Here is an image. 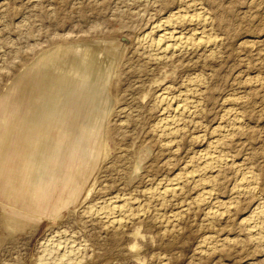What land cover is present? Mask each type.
Instances as JSON below:
<instances>
[{"label": "rangeland", "instance_id": "1", "mask_svg": "<svg viewBox=\"0 0 264 264\" xmlns=\"http://www.w3.org/2000/svg\"><path fill=\"white\" fill-rule=\"evenodd\" d=\"M188 1L0 0V119L24 101L28 86L26 99L42 103V112L56 117L57 131L73 136L72 149L52 161L58 163L57 176L64 185L48 178L43 187L31 189L35 195L19 201L21 184L4 198L0 181V264H37L39 256L57 262L54 258L61 253L82 258L79 264H264V238L260 243L252 238L246 225L251 211L264 205V0H192V10L209 18L202 29L215 37V45L160 60L150 57L143 41L150 26ZM186 26L177 30L188 35L195 29ZM109 43L115 51L98 53L99 68L83 70L81 47ZM195 75L201 82L189 94L192 114L181 121V133L170 148L165 147L153 131L165 106L160 95L186 92ZM227 111L232 112L228 117ZM234 114L240 130L220 145L229 161L212 175L206 173L211 176L206 186L211 199L196 208L200 187L191 182L180 196L162 204L145 195L177 171L195 169L200 152ZM65 120L66 130L61 126ZM20 143L29 154L33 145ZM246 171L256 177V195L237 192ZM125 197L150 208L113 239L91 210ZM185 208L175 237L163 236L158 217ZM207 209L225 211L211 227L206 225ZM3 210L14 231L8 229ZM136 229L141 234L137 237ZM135 241L137 256L129 249Z\"/></svg>", "mask_w": 264, "mask_h": 264}, {"label": "bare ground", "instance_id": "2", "mask_svg": "<svg viewBox=\"0 0 264 264\" xmlns=\"http://www.w3.org/2000/svg\"><path fill=\"white\" fill-rule=\"evenodd\" d=\"M195 1V0H194ZM201 1V0H200ZM167 2V1H166ZM185 2V1H183ZM192 0H189L186 2L185 8L180 9L174 12H170V14H167L165 18L162 20H159L158 22H152L153 24L150 26V30L148 33H146L143 37L144 43H146V46L148 48L149 56L153 57L155 59H159L160 57H165L169 54H172L175 52H180L184 51L187 49H198V48H209L211 49L215 43L216 39L213 37L211 34L207 33L204 28V26L207 24L209 18H207V15L205 13L198 11V10H192ZM199 3V2H198ZM168 4V3H167ZM197 5V4H196ZM170 11V10H169ZM209 11V10H208ZM208 13V12H207ZM222 13V12H221ZM209 15V14H208ZM212 17V16H211ZM221 18V17H220ZM213 20V19H212ZM221 20V19H220ZM178 25H187V26H193L192 32L188 35H185L177 30ZM186 26V27H187ZM180 28V27H179ZM183 28V27H182ZM190 28V27H189ZM188 28V29H189ZM191 30V29H190ZM211 30V29H210ZM208 31V30H207ZM187 32V31H185ZM190 32V31H189ZM215 36V35H214ZM98 45V44H97ZM82 46L81 51V63H82V69L90 72V69L97 70L98 67V62L100 61L97 60V55L100 52L111 54L115 51V44L114 43H109L107 46H102L99 44L98 46ZM146 52V51H145ZM208 52H210L208 50ZM142 53V52H141ZM209 54V53H208ZM173 55V54H172ZM216 55V54H215ZM100 57V55H99ZM170 57V56H169ZM173 57V56H172ZM214 57V56H212ZM166 58V57H165ZM164 58V59H165ZM100 59V58H99ZM102 59H104L102 55ZM138 59V58H137ZM162 59V58H161ZM101 60V59H100ZM107 60V59H105ZM98 61V62H97ZM101 62H104L103 60ZM158 62V61H157ZM110 63H112L110 61ZM105 64V63H104ZM111 65V64H109ZM101 66V64H100ZM147 67V66H146ZM102 68V67H101ZM104 68V67H103ZM136 70V69H135ZM202 70V69H201ZM200 70V71H201ZM92 73V72H90ZM201 75V74H200ZM196 76V75H195ZM205 77V76H204ZM192 78V77H191ZM190 78V81L188 82V89L183 92H181L178 96L175 97H169L166 98L163 95H160V101L165 105L164 109L159 111V120L157 126H155V133L162 138L163 140V146L169 147L171 144H173V140L177 135L179 136V133H181V121L185 118V116L191 111V108L193 109L194 107V101L189 100V94L194 91V89L197 88L199 82H201V78L196 76L193 77L192 79ZM258 78V77H257ZM210 79V78H209ZM254 80V79H253ZM259 81V80H258ZM185 82V81H184ZM169 86V85H168ZM172 87V86H171ZM205 87V86H204ZM168 89V88H167ZM173 90V89H172ZM162 93V92H161ZM203 93V92H202ZM157 96V95H156ZM159 96V94H158ZM192 96V95H191ZM202 98V97H200ZM242 98V97H241ZM192 99V98H190ZM231 99V98H230ZM196 100V99H195ZM233 100V99H232ZM242 100V99H241ZM240 100V101H241ZM158 101V100H157ZM243 101V100H242ZM200 102V101H199ZM198 102V103H199ZM233 102V101H232ZM236 102V101H235ZM156 104V102H155ZM160 104V103H159ZM158 104H156L157 106ZM196 105V104H195ZM237 105V104H236ZM155 106V107H156ZM160 106V105H159ZM153 107V106H152ZM161 107V106H160ZM163 108V107H162ZM149 109V107H148ZM156 109V108H155ZM229 110V109H226ZM37 111V110H36ZM39 111V110H38ZM195 111V109H194ZM202 111V110H201ZM234 112V111H233ZM145 113V112H144ZM148 113V112H147ZM191 113V112H190ZM192 114V113H191ZM231 115L232 112L230 113L229 111L226 112L225 115L227 117ZM240 114V113H238ZM237 114V115H238ZM237 115L231 116L232 119L228 118V122L225 121L226 125L219 127L217 130L216 138L215 140L208 145V147L200 152V158L199 162L196 166L195 169L189 168V170H184L182 172L175 173L172 175L171 178H166L162 183H160L158 186L146 189L144 191L145 195L149 197L150 199L153 198L157 200V202H160L162 204L165 201H168L169 199L173 198L175 195L180 196V192L185 186L186 183H195L197 186L200 188V192L197 195V197L194 199L196 202L195 207L199 209L198 205L201 203H205L208 201L210 198L211 193L209 190H207L206 186L207 183L211 182V176L215 170L221 169L224 165L227 164L229 161L226 156L221 152L220 150V145L223 144V142L226 140V138L232 134L234 131L240 130V120ZM188 116V115H187ZM192 116V115H191ZM200 116V115H199ZM226 117V116H225ZM189 116L187 117V119ZM158 119V118H157ZM193 119V117H192ZM226 119V118H225ZM185 121V120H184ZM120 122V121H119ZM186 123V122H185ZM197 123V122H196ZM155 124V125H156ZM184 124V123H183ZM119 125V124H118ZM185 125V124H184ZM120 126V125H119ZM118 127V126H117ZM121 127V126H120ZM217 127V126H216ZM244 127V126H243ZM184 128V127H183ZM203 130V129H202ZM94 131V130H93ZM93 131L91 132V135L94 136ZM207 131V130H206ZM22 132V131H21ZM213 133V132H212ZM187 134V133H186ZM186 134L184 136H186ZM191 134V133H190ZM215 134V132H214ZM156 135V136H157ZM183 135V134H182ZM188 135V134H187ZM205 135V134H204ZM119 136V135H118ZM154 135H152L153 137ZM196 136V135H195ZM201 136V135H200ZM181 137V136H180ZM193 137V136H192ZM161 138L159 140H161ZM182 138V137H181ZM197 138V137H196ZM230 138V136H229ZM184 139V138H183ZM158 140V139H157ZM176 140V139H175ZM192 140V139H191ZM190 140V141H191ZM179 141V140H178ZM196 141V140H195ZM201 141V140H200ZM229 141V140H226ZM161 142V141H160ZM208 142V141H207ZM177 143V142H176ZM19 144V143H18ZM161 144V143H160ZM120 146V145H119ZM223 146V145H222ZM23 146L20 143V147L13 150V153H9L10 156H8V160L12 161L15 153H16V161L20 162L18 163L19 166L17 167L18 169L15 172L13 180H16L21 177L20 173L23 171L25 168L24 167V160H27L29 158V154L25 152V149L22 148ZM15 148V147H14ZM224 148V146L222 147ZM96 149V143L94 145V149ZM227 149V148H226ZM225 149V150H226ZM24 150V152H23ZM92 150V151H93ZM159 150V149H158ZM174 151V150H173ZM168 152V151H167ZM170 152V151H169ZM196 152V151H195ZM197 154V153H196ZM199 154V153H198ZM226 154V153H225ZM158 155V153H157ZM161 155V154H160ZM165 155V154H164ZM163 155V156H164ZM169 155V154H168ZM235 155V154H234ZM173 156V155H172ZM95 155L92 153V160L94 159ZM124 157V155H123ZM192 157V156H191ZM194 157V156H193ZM197 157V156H196ZM195 158V157H194ZM232 158V157H231ZM159 159V158H158ZM168 159V158H167ZM175 159V158H174ZM193 159V158H192ZM198 159V158H197ZM7 160V161H8ZM91 160V165L92 167V161ZM171 160V158H170ZM189 161V160H188ZM120 162V161H119ZM170 162V161H169ZM169 162L167 164H169ZM174 162V161H173ZM177 162V161H175ZM27 163V162H26ZM29 163V162H28ZM164 163V162H163ZM38 164V163H37ZM166 164V163H164ZM170 165V164H169ZM17 166V165H15ZM164 166V165H163ZM235 167V166H234ZM184 168V167H183ZM181 169V168H180ZM11 170V169H10ZM13 170V169H12ZM120 170V169H119ZM250 170V169H249ZM244 171V170H243ZM211 173L209 176L206 173ZM217 172V171H216ZM225 172V171H224ZM172 173V172H171ZM208 173V174H209ZM240 173V172H238ZM237 174V173H236ZM242 178L239 182L240 188H238L237 192H240L241 194H246L248 196L250 195H256L258 193V187L256 186V177L253 176L250 172L246 171L241 173ZM238 175V174H237ZM256 175V174H255ZM164 176V175H163ZM257 176V175H256ZM213 178V177H212ZM98 179V178H97ZM261 179V178H260ZM214 180V179H212ZM218 180V179H217ZM73 181V179H72ZM214 182V181H213ZM216 182V181H215ZM190 183V184H191ZM73 182H71L72 186ZM108 184V183H107ZM215 184V183H214ZM212 184V186L214 185ZM259 184V183H258ZM156 185V184H155ZM187 185V184H186ZM94 186V183L91 185V187L88 189V191L85 194V198L89 195L90 191L92 190ZM209 186V185H208ZM196 187V186H195ZM235 187V185H234ZM233 187V188H234ZM261 187V186H260ZM213 188V187H212ZM184 189V188H183ZM234 192V191H233ZM182 193V192H181ZM188 193V192H187ZM238 194V193H237ZM260 194V193H259ZM119 195V194H118ZM142 195V194H141ZM235 195V194H234ZM130 196V195H129ZM136 197V196H135ZM178 197V196H177ZM260 197V196H259ZM128 198V197H127ZM125 197L124 200H121L119 198H111V200L108 199V201H104L100 205L95 206V208L92 207V215L96 216L98 219L102 220L103 224L106 228L105 232L106 235L109 237H113V239H117L121 233H124L123 231L125 230V227L128 222H132L134 220H137L138 215L141 214V212L145 211L149 206L147 203V206L141 204H138L137 206L131 202L130 200H127ZM134 198V197H133ZM176 198V197H174ZM218 198V197H217ZM256 198V197H255ZM119 199V200H118ZM185 199V198H184ZM211 199V198H210ZM254 199V198H252ZM152 200V199H151ZM207 200V201H206ZM150 201V200H149ZM182 201V200H181ZM218 201V199H217ZM99 202V201H98ZM143 202V201H142ZM192 201V203H195ZM212 202V201H211ZM215 202V200H214ZM262 203V201H260ZM150 203V202H149ZM191 203V202H190ZM216 203V202H215ZM189 204V203H188ZM187 204V205H188ZM218 204V203H217ZM229 204V203H228ZM259 204V203H258ZM227 205V204H226ZM262 205V204H261ZM213 206V205H212ZM255 206V203H254ZM90 207V209H91ZM147 207V208H146ZM206 207V206H205ZM224 207V205H223ZM253 207V206H252ZM150 208V207H149ZM148 208V209H149ZM192 208V206H191ZM207 208V207H206ZM221 208V207H220ZM225 209L229 207H224ZM155 209V208H154ZM189 209V208H188ZM195 209V208H192ZM191 209V210H192ZM214 209V208H212ZM209 211L208 209V214L206 217H208L207 224L208 227L212 226V222L214 220H218L216 218H219L223 215L225 212L223 209H215ZM156 210V209H155ZM154 210V211H155ZM184 210L186 211V208L183 210H177L173 212L170 215H160L158 218L157 224L161 226V233L163 236L166 235H171L174 236L175 230L177 228V222L178 220L182 217ZM201 210V209H200ZM204 210V209H202ZM236 210V209H235ZM148 211V210H147ZM194 211V210H193ZM223 211V212H222ZM227 211V210H226ZM191 212V211H189ZM188 212V213H189ZM195 212V211H194ZM207 212V211H206ZM145 213V212H144ZM148 213V212H147ZM89 214V213H88ZM196 214V213H195ZM194 214V215H195ZM159 215V214H157ZM232 215V214H231ZM146 216V215H143ZM230 216V215H229ZM94 219V218H93ZM183 219V218H182ZM181 219V220H182ZM186 219V218H185ZM192 219V218H191ZM220 219V218H219ZM232 219V218H231ZM184 220V219H183ZM193 220V219H192ZM206 220V219H205ZM248 224L247 225V232L249 235L253 238H256V240L261 239L263 241L264 238V205L263 206H258L254 208L251 213L248 215L247 219ZM150 221V220H149ZM225 221V220H224ZM245 221V222H247ZM182 222V221H181ZM152 223V222H151ZM215 223V222H214ZM252 223V224H251ZM132 224V223H131ZM192 224V223H191ZM243 224V223H242ZM8 226V225H7ZM153 226V225H152ZM220 226V225H219ZM11 227V226H10ZM160 228V227H159ZM211 229V228H210ZM212 231V230H211ZM221 231V230H220ZM160 232V231H159ZM178 232V231H177ZM105 234V233H104ZM123 235V234H122ZM137 235H141L138 229L135 230L134 236L137 237ZM211 236V235H210ZM247 236V235H246ZM249 236V237H250ZM175 237V236H174ZM208 237V236H207ZM205 237V239H208ZM210 238V237H209ZM110 239V238H109ZM209 240V239H208ZM255 240V239H254ZM257 240V241H258ZM212 241V239H211ZM115 242V240H114ZM203 242V241H202ZM207 243V241H205ZM209 242V241H208ZM255 242V241H254ZM260 243V240H259ZM205 244V243H204ZM208 244V243H207ZM213 244V243H212ZM220 244V243H219ZM223 244V243H222ZM239 244V243H238ZM262 244V243H261ZM50 245V244H49ZM206 245V244H205ZM209 245V244H208ZM209 249V247H207ZM214 248V247H212ZM46 249V248H45ZM129 249L134 252V256L138 255V244L135 242L131 243L129 246ZM49 250V253L51 252V249ZM216 251V250H214ZM53 253V252H52ZM206 253V252H205ZM213 253V252H211ZM72 254V253H71ZM44 255V254H43ZM50 255V254H49ZM48 255V256H49ZM58 255V254H57ZM39 256V262L37 264H79L83 259L78 258L76 256H72L70 254H59L54 258V261L57 262H49L46 260V258ZM138 258V257H137ZM163 258V257H162ZM168 258V257H167ZM139 259V258H138Z\"/></svg>", "mask_w": 264, "mask_h": 264}, {"label": "crops", "instance_id": "3", "mask_svg": "<svg viewBox=\"0 0 264 264\" xmlns=\"http://www.w3.org/2000/svg\"><path fill=\"white\" fill-rule=\"evenodd\" d=\"M24 87L26 88L24 101H18L16 108L9 112L6 118L0 119V181H3L5 186L3 197L8 198L13 194L15 184L19 182L21 184L18 188L21 196L17 198L19 201L25 200L30 193L35 195L31 189L43 187L48 178H55L58 185H64V179L59 181L60 177L57 176L58 163H52V161L56 156L65 154L73 146L72 134L58 132L57 119L53 113L51 111L42 112L44 109L39 101L27 100L28 86ZM66 125V120L61 123L65 130ZM22 141L30 142L33 148L30 149V157L24 160L25 168L20 173L21 180L15 181L13 178L20 162L16 161L18 158L16 153L12 161L8 160V156L15 148L17 151ZM34 150L36 155H34ZM2 214L8 222V229L14 231L16 227L10 222L12 218L5 215L4 210Z\"/></svg>", "mask_w": 264, "mask_h": 264}]
</instances>
